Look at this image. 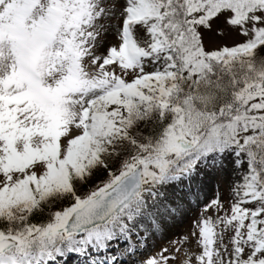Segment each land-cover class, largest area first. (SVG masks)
<instances>
[{
    "label": "snow or ice",
    "instance_id": "snow-or-ice-1",
    "mask_svg": "<svg viewBox=\"0 0 264 264\" xmlns=\"http://www.w3.org/2000/svg\"><path fill=\"white\" fill-rule=\"evenodd\" d=\"M70 253L264 264V0H0V264Z\"/></svg>",
    "mask_w": 264,
    "mask_h": 264
},
{
    "label": "rangeland",
    "instance_id": "rangeland-1",
    "mask_svg": "<svg viewBox=\"0 0 264 264\" xmlns=\"http://www.w3.org/2000/svg\"><path fill=\"white\" fill-rule=\"evenodd\" d=\"M237 37L233 36H218L215 34V32H205L204 33V42L206 48H216L223 44H231ZM224 191V186L221 184L219 187L215 184L213 179H208L204 185H203V191L200 194V205L199 207L196 206V201L193 202L192 211L189 214H186L184 217V220L182 223H176L174 226L169 228V230L162 235H158L154 238V243H150L149 246L142 250L143 256L142 258L146 259L149 255H155L157 252H159L162 248L169 247L171 248L173 245L171 244L172 241L180 239L185 234H190L191 230L193 228V221L197 219L200 215V209L203 207V202H207V200L214 197L216 194H221ZM116 245H120L122 243V246L120 247H113L112 245V251L116 252L117 248H123L124 242L118 241L114 242ZM120 243V244H119ZM115 246V245H114ZM115 248V249H114ZM104 253H92V255H103ZM65 259H58V264H66L69 261H75V264H80L85 262V264H89V259L85 260V256L79 255L76 253H70L65 255ZM80 257L81 260L79 259ZM74 258H78L80 260L79 262ZM78 262V263H76ZM70 263V262H69ZM122 264H126V261L122 260Z\"/></svg>",
    "mask_w": 264,
    "mask_h": 264
},
{
    "label": "bare ground",
    "instance_id": "bare-ground-1",
    "mask_svg": "<svg viewBox=\"0 0 264 264\" xmlns=\"http://www.w3.org/2000/svg\"><path fill=\"white\" fill-rule=\"evenodd\" d=\"M120 242H121V241H120ZM123 242H124V241H123ZM124 243H125V242H124ZM113 244L115 245V246L113 245V247H120V246H122V243H121V244L119 243V244H120L119 246L116 245L114 242H113ZM114 249H115V248H114ZM113 252H114V251H113ZM76 254H77V253H76ZM65 257H66V256H64V259H65ZM81 258H82V257H80L79 259H81ZM84 258H86L85 260H88V259H89L88 257H84ZM59 259L62 260L63 257H62V258H59ZM75 259L78 260V258H74L73 260H75ZM79 261H80V260H79ZM79 261H78V262H79ZM74 262H75V261H72L71 263H66V264H75ZM78 262H76V263H78ZM83 263L85 264V262H83Z\"/></svg>",
    "mask_w": 264,
    "mask_h": 264
}]
</instances>
